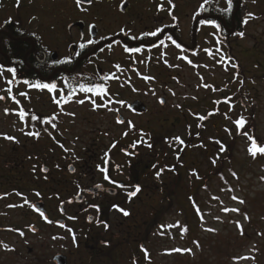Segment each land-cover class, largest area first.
I'll use <instances>...</instances> for the list:
<instances>
[{"label":"flooded vegetation","instance_id":"1","mask_svg":"<svg viewBox=\"0 0 264 264\" xmlns=\"http://www.w3.org/2000/svg\"><path fill=\"white\" fill-rule=\"evenodd\" d=\"M252 17L249 0H199L192 9L190 0H0V96L9 100L7 114L27 113L24 133L37 156L46 154L58 163L34 178L37 195L24 192L7 205L5 218L20 217L4 228L8 237L17 244L30 235L50 243L64 237L67 253L56 252L53 263L60 254L65 264H152L156 254L168 252L165 244L177 232L183 234L179 225L187 222L180 213L191 193L188 187L184 195L180 190L185 180L197 182L200 171H193L196 181L188 173L182 178L181 153L185 157L198 145L189 132L159 141L146 130L154 120L142 119L149 107L140 91L133 85L128 92V61L144 51L168 48L195 56L206 41L216 49L224 40L233 52V44L247 36ZM97 85L105 89L102 94L83 90ZM92 101L107 107H94ZM158 102L160 110L167 107L165 97ZM140 103L148 109L141 112ZM175 109L190 111L187 104ZM161 118L167 123L173 119L175 127L189 124L185 115ZM111 126L119 133H110ZM162 142L170 148L168 164L162 159ZM39 201L43 215L32 207Z\"/></svg>","mask_w":264,"mask_h":264},{"label":"rangeland","instance_id":"2","mask_svg":"<svg viewBox=\"0 0 264 264\" xmlns=\"http://www.w3.org/2000/svg\"><path fill=\"white\" fill-rule=\"evenodd\" d=\"M198 2L190 0L191 9ZM249 5L253 14L252 23L247 28V36L233 44L232 55L228 51L229 45L221 38V47L217 46L216 49L214 43L206 41L204 45L202 42L201 50L195 56L179 53L172 48L152 49L128 61L129 71L125 72V80L131 85L128 92L133 90V85L140 91L142 102L149 107L148 115L142 119L154 120L146 125V130L152 131L154 138L161 141L164 137H185L188 132L192 135L198 129L196 118L199 115L204 119L208 117L202 122L205 129L194 141L197 144L203 142L204 146L189 151L181 158L180 163L184 165L179 167L182 178L184 173L192 176L193 171L199 169V174L204 176L200 183L205 184L206 181V191L201 184L199 186L198 181L191 183V179L185 180L180 193L184 195L183 190L188 187L191 199L182 202L184 210L180 214L187 216V222L185 220L186 223H180L179 227L188 229V235L185 237V233L180 235L177 232L165 244L166 248L169 247L168 252L165 250L156 254L152 264H264V158L251 161L248 157L252 144L249 137L253 138L255 133V136L264 140V0H249ZM133 65L134 71L130 69ZM241 68L249 79H240ZM145 76L150 79H144ZM244 93L251 96L250 101L243 98ZM160 97L167 100L164 110H160ZM236 98L239 100L236 101ZM7 102L9 100H0V164L6 153H29L33 148L36 149L25 137L20 116L16 113L6 114ZM45 103H48L46 99ZM179 104L189 105L190 111L184 109V113H179L175 109ZM163 111L180 118L185 115L189 124L182 122L173 127V119L167 123L165 118H161L167 115ZM249 116L254 120L255 132L245 135L246 132L241 131L235 122L241 117L246 120ZM110 131L119 133L112 126ZM3 135L14 139H6ZM214 138H217L215 143L211 140ZM164 144L162 142L159 146L165 150L162 159L168 164L172 156L170 148ZM175 147L178 148V145ZM260 147H264V144ZM224 150L228 152L224 153ZM43 156L42 160L26 162L28 170L34 173L30 180L33 195L38 194L34 178L45 176L41 167L48 166L49 170L57 168V161L54 162L46 154ZM192 162L196 165H192ZM61 164L65 165L63 161ZM214 168H220L222 178L229 180V184L218 181L212 172ZM8 174L11 176L9 183L0 177V212L2 205L8 201L20 200L16 199L18 194L11 195L7 200L2 199L11 189L30 191L27 190V180L23 181L18 173L10 170ZM191 176L189 178L196 181V176ZM213 196L215 199L211 198ZM233 197L238 199L234 200ZM239 200L244 203H239ZM224 208L238 211L226 212ZM19 218L16 213L8 219L0 216V242L8 246L0 245V264H25L28 261L29 264H55L52 260L56 252L67 253L65 250L69 246L64 237L57 243H50L46 238L42 240L34 235H30L28 241L18 244L10 239L4 228ZM11 246L17 248L19 256L8 251L12 250ZM30 248H34L33 252H29Z\"/></svg>","mask_w":264,"mask_h":264},{"label":"snow or ice","instance_id":"3","mask_svg":"<svg viewBox=\"0 0 264 264\" xmlns=\"http://www.w3.org/2000/svg\"><path fill=\"white\" fill-rule=\"evenodd\" d=\"M80 2H81V0H77V3H78V4H79ZM88 2L91 3V0H88ZM169 3H171V0H169ZM229 3H231V0H229ZM173 6H174V5H173ZM207 23H211V22L209 21V22H207ZM245 23H247V21H245ZM158 31H160V30L158 29L157 32H158ZM157 32H151V33H148V35H153V36H155V35H157ZM240 35L242 36L243 33H240ZM173 43H175V42L173 41ZM129 51L138 52V51H140V49H129ZM189 62H190V61H189ZM190 63H191V62H190ZM117 67H119V65H117ZM104 79H108V77H104ZM144 79H150V77L145 76ZM36 87H38V88H48V89H50V90H53V89H55L56 85H54V84H52V85H49V84H37ZM81 87L83 88V86H81ZM97 89H99V92H98L97 94H102V93L105 91V89H103V88L101 87V85H97L96 88H83V90H84V91H87V92H97ZM8 91L11 92L10 89H9ZM20 95H26V94H25V93H21ZM2 99H4V97L0 96V100H2ZM12 99L15 100V96H13ZM83 102H84L83 100L80 101V103H83ZM160 102L163 103L164 100L161 98ZM16 103H19V101H16ZM92 103H93L94 107H107L106 105H96V104H95V101H92ZM5 112H6V114H7L8 109H5ZM18 115L20 116L21 119H23V118L27 115V113H26L23 109H21V110L19 111ZM72 115H74V114H72ZM32 118H33V119H36L35 116H33ZM117 120H118V122L123 123V121L120 120L119 117L117 118ZM129 123H131V122H129ZM235 123H236L239 127H243V125L245 124V120H244L243 117H241V118L237 119V121H236ZM53 127H55L54 124H53ZM28 134H29V135H36V136L39 135V133H31V132L28 133ZM245 135H247V133H245ZM5 138H6V139H14V137H8V136H5ZM175 139H179V138L177 137V138H175ZM249 139L252 140V144H251V147H250V149H249L250 154H251L253 157H255V156L257 155V153L264 154V147H258V146H257V143H256V141H255L254 138L249 137ZM180 143L182 144L183 141L181 140ZM113 146H114V145H113ZM134 146H135V145H134ZM150 146H151V145H149V147H150ZM222 150H223V149H222ZM45 171H46V169H45ZM105 171H106V169H105ZM157 175H159V172L157 173ZM233 175L235 176L236 174L233 173ZM121 186H123V185H121ZM138 191H139V186L136 187V191L132 192L131 195L134 196V195L136 194V192H138ZM5 195H7V194H5ZM233 199L235 200V199H238V198L233 197ZM24 203H28V201L25 200ZM239 203H244V201H243V200H239ZM20 206H23V205H20ZM9 207H16V205H9ZM223 210L226 211V212H227V211H238L237 209H228V208H224ZM120 211L123 212L124 210H123V209H120ZM197 211H199L198 208H197ZM124 214L127 215L128 213H127V212H124ZM41 215H43V213H41ZM245 218L247 219V216H245ZM45 219H47V218L45 217ZM49 222H51V221H49ZM237 223H238V222H237ZM177 226H178V225H177ZM161 227H164V226H161ZM169 227H171V226H169ZM33 230H34V229H33ZM183 230H184V229H182V231H183ZM208 231H215V230H214V229H208ZM240 231H241V234H243V228H242V226L240 227ZM20 235H23V232H20ZM4 247L7 248L8 246H7V245H4ZM175 251H180V250H179V249H176ZM189 251H190V250H189ZM246 258H247V257H245V259H246Z\"/></svg>","mask_w":264,"mask_h":264},{"label":"trees","instance_id":"4","mask_svg":"<svg viewBox=\"0 0 264 264\" xmlns=\"http://www.w3.org/2000/svg\"><path fill=\"white\" fill-rule=\"evenodd\" d=\"M239 75H240V79H242L243 81H245L246 79H249L244 74V71H240ZM253 77H257V76H253ZM242 96H243V98L246 99V101L251 100V96L247 93H244ZM237 100H239V98H236V101ZM253 122H254V120L251 116L247 117L245 120V124L243 125V127H240V130L245 131L246 133L255 132V126H254ZM202 130H203V128H198L195 133H192L193 136L191 135L190 139L193 140L195 138L197 140V137L201 134ZM0 135H2V134L0 133ZM3 137H5V136L3 135ZM253 138L255 139L258 147H260L262 143L264 144V142H263L264 140H261V139H259L258 136H255V133H254ZM230 158H231V155H230ZM18 165L20 166V170L24 169L23 163H19ZM230 168H232V167H230ZM10 170H12V172H16L15 170H17V164H16V161L13 158V156L10 153H6L4 155V157L2 158V161L0 164V177L5 179V183H9L11 180V176L8 174L10 172ZM187 230L188 229L184 230L185 237H186V235H188Z\"/></svg>","mask_w":264,"mask_h":264},{"label":"water","instance_id":"5","mask_svg":"<svg viewBox=\"0 0 264 264\" xmlns=\"http://www.w3.org/2000/svg\"><path fill=\"white\" fill-rule=\"evenodd\" d=\"M141 104V103H140ZM146 110V107H144L143 106V104H141L140 105V111L141 112H144ZM121 120V119H120ZM45 169H46V171H47V168L46 167H44L43 169H42V171L43 172H46L45 171ZM35 210H37V211H39L40 213H42L43 212V203L41 204V203H37V204H35ZM44 213V212H43ZM57 259H56V261H57V263L58 264H60V263H62V264H65L66 262H65V259H64V257H60V256H58V257H56Z\"/></svg>","mask_w":264,"mask_h":264}]
</instances>
